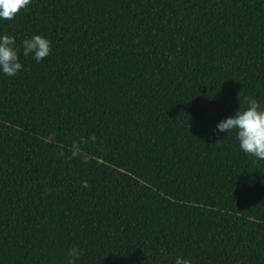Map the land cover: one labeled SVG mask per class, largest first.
<instances>
[{"label": "trees", "instance_id": "trees-1", "mask_svg": "<svg viewBox=\"0 0 264 264\" xmlns=\"http://www.w3.org/2000/svg\"><path fill=\"white\" fill-rule=\"evenodd\" d=\"M4 34L52 52L0 72V264H264V160L216 129L264 105V0H31Z\"/></svg>", "mask_w": 264, "mask_h": 264}, {"label": "clouds", "instance_id": "clouds-1", "mask_svg": "<svg viewBox=\"0 0 264 264\" xmlns=\"http://www.w3.org/2000/svg\"><path fill=\"white\" fill-rule=\"evenodd\" d=\"M30 3L31 0H0V20H13ZM21 49L25 57L31 55L37 63L47 58L52 52L50 41L42 35H32L24 39L20 48H17L15 37L4 34L0 36V72L9 77L17 75L23 67L20 62ZM245 102L246 106L239 107L234 115L219 121L216 129L225 133L234 131L239 147L244 153L264 160V105L251 97H246ZM52 139V137L46 138L45 142H51ZM89 139L94 141L95 137H81L79 140H73L69 148V159L79 157L83 162H88L89 153L86 151V146ZM82 187H88L87 181H82ZM79 255L77 248L69 249L68 264H75V259ZM175 264H191V261L178 256Z\"/></svg>", "mask_w": 264, "mask_h": 264}]
</instances>
